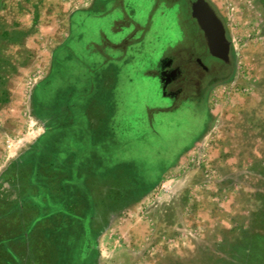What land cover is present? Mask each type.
I'll return each mask as SVG.
<instances>
[{
    "label": "crops",
    "instance_id": "obj_1",
    "mask_svg": "<svg viewBox=\"0 0 264 264\" xmlns=\"http://www.w3.org/2000/svg\"><path fill=\"white\" fill-rule=\"evenodd\" d=\"M178 1L89 0L72 15L69 36L54 52L57 64L52 62L49 73L54 77L41 128L15 143V157L0 180V212L14 206L25 214L10 222L0 218V230H5L0 264H49L37 258L44 251L42 243H71L74 250L61 260L91 264L105 228V223L97 224L101 215L133 209L156 193L167 175L197 159L200 140L213 126L211 99L231 82L196 103L179 101L180 93L170 89L177 70L165 55L184 34L183 20L178 38L164 40L162 19L168 23L178 15ZM97 23L107 29L90 28ZM110 34L122 39L115 43ZM147 79L153 89L132 99L133 83ZM191 130L197 134L192 140L185 135ZM255 200L263 206L248 212L249 217L241 205L232 211L224 203L217 212L221 220L202 226L204 235L223 232L217 240L219 253L208 260L264 264V232L254 230L263 219L264 200L258 194ZM23 230L25 237L17 238ZM45 234L47 241L40 237Z\"/></svg>",
    "mask_w": 264,
    "mask_h": 264
},
{
    "label": "rangeland",
    "instance_id": "obj_2",
    "mask_svg": "<svg viewBox=\"0 0 264 264\" xmlns=\"http://www.w3.org/2000/svg\"><path fill=\"white\" fill-rule=\"evenodd\" d=\"M88 1L0 0V180L6 163L15 157V143L41 128L36 116L40 102L33 101L37 87L49 76L56 48L69 36L72 15ZM211 1L228 28L235 78L211 99L213 126L200 140L197 159L167 175L157 192L133 209L99 217L97 224L105 223V228L91 264H216L208 258L219 253L217 240L223 232L204 235L202 226L221 220L218 208L224 203L232 211L241 205L247 213L263 206L255 196L264 200L259 196L264 195V0ZM177 12L168 23L162 19V39H177L181 28H187L188 46L201 44L195 21L187 12L186 18ZM97 27L104 24L90 26ZM109 37L115 43L122 39ZM150 48L148 38V54ZM152 82L133 83L130 97L153 89ZM262 218L254 227L259 233L264 232V214ZM66 247L49 246L58 254L56 264H71L61 260ZM69 248L73 251L75 245ZM44 257L46 251L37 258L41 262Z\"/></svg>",
    "mask_w": 264,
    "mask_h": 264
},
{
    "label": "flooded vegetation",
    "instance_id": "obj_3",
    "mask_svg": "<svg viewBox=\"0 0 264 264\" xmlns=\"http://www.w3.org/2000/svg\"><path fill=\"white\" fill-rule=\"evenodd\" d=\"M169 1L170 0H165L164 4H166ZM200 1H204L214 11L215 15L222 23L225 29L227 40L229 41L228 28L225 23V20L221 18L216 8L213 6L214 4L212 3L211 0H179L178 1L176 5L177 11L184 13L185 18H186V12L188 13L189 18L195 21L196 27L199 29L202 37V39H200L201 44H197L190 48L187 42L189 40L187 28H184L186 25V20L184 19V17H182L181 20H183L182 27L184 28L183 29L184 34L177 40L176 48L174 49L172 47V50H169L165 55L167 60L173 59L172 68L173 70L175 69L177 70V75H176L177 77L175 84L170 89L175 94L180 93L179 101L191 100L194 101L195 103H196V99L197 101H202L209 91L213 90L215 87L226 85L227 83L232 82V80L235 78L234 63L232 62V55H231V45H230V52L228 54V60H222L220 58H217L213 56V54L211 53L209 40L206 35V32L203 30L197 17L195 16V14H198L201 11V9L198 8L199 7L198 4ZM191 6L192 8H190ZM184 20H185V25H184ZM191 131H192L191 134L185 132V135L190 140L197 137V134H195L196 132H194L193 130ZM43 240L47 241L46 236L44 237ZM42 245H43V250L46 251V257H44L43 260L44 262L48 260L49 264H51L52 260L58 258L56 256L58 254H54V255L51 254V253H55L54 249L49 250V246L52 244L42 243ZM44 245H46V247H44ZM70 245L72 244L71 243L67 244L66 249H68V251L67 250L65 251L66 255L68 254V252H70L69 250ZM56 261L58 260H55V264Z\"/></svg>",
    "mask_w": 264,
    "mask_h": 264
},
{
    "label": "water",
    "instance_id": "obj_4",
    "mask_svg": "<svg viewBox=\"0 0 264 264\" xmlns=\"http://www.w3.org/2000/svg\"><path fill=\"white\" fill-rule=\"evenodd\" d=\"M198 8L200 13L195 14L201 27L206 32L209 40L211 53L222 60H228L230 52V42L227 40L225 29L220 20L215 15L211 7L204 1H200Z\"/></svg>",
    "mask_w": 264,
    "mask_h": 264
},
{
    "label": "trees",
    "instance_id": "obj_5",
    "mask_svg": "<svg viewBox=\"0 0 264 264\" xmlns=\"http://www.w3.org/2000/svg\"><path fill=\"white\" fill-rule=\"evenodd\" d=\"M55 53L53 55V66L57 64V58L55 57ZM53 75L49 76L45 82L42 85H39L37 87L36 90V96L34 97L33 101H35L38 105V103L40 102V109L39 111L36 112V116L38 117V119H44V117L46 116V104L48 103V94L50 93V87L52 86V79H53ZM36 105V106H37ZM16 164V165H15ZM13 164V166L10 167L9 172H11L12 174H14L16 172V167H17V163ZM15 210V211H14ZM35 215V214H33ZM32 215V216H33ZM25 217V214H23L22 212H20V209L15 208L14 206H12V210L11 212H3L2 217H0L3 221H7L10 222L12 221V219H17L19 220L21 217ZM4 218V219H3ZM15 231V230H13ZM28 231V230H27ZM31 230L29 229L28 232H30ZM25 232L24 230L22 232H20L19 234L16 235L17 238H24L25 237ZM264 241V239H262ZM262 246H264V242H262Z\"/></svg>",
    "mask_w": 264,
    "mask_h": 264
}]
</instances>
